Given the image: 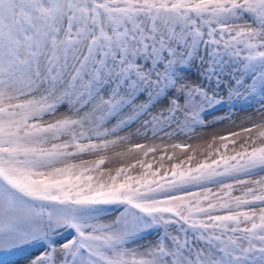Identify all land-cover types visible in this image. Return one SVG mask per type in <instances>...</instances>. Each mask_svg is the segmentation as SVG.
Segmentation results:
<instances>
[{"label": "snow or ice", "instance_id": "6c2138e0", "mask_svg": "<svg viewBox=\"0 0 264 264\" xmlns=\"http://www.w3.org/2000/svg\"><path fill=\"white\" fill-rule=\"evenodd\" d=\"M0 264H264V0H0Z\"/></svg>", "mask_w": 264, "mask_h": 264}, {"label": "rangeland", "instance_id": "374dc122", "mask_svg": "<svg viewBox=\"0 0 264 264\" xmlns=\"http://www.w3.org/2000/svg\"><path fill=\"white\" fill-rule=\"evenodd\" d=\"M9 259H12V260H18L19 257L17 256V257H6V258H5L6 261L9 260Z\"/></svg>", "mask_w": 264, "mask_h": 264}]
</instances>
